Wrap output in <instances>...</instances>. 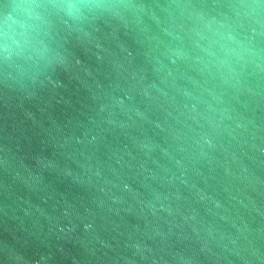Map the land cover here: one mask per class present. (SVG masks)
Instances as JSON below:
<instances>
[{
    "label": "water",
    "instance_id": "1",
    "mask_svg": "<svg viewBox=\"0 0 264 264\" xmlns=\"http://www.w3.org/2000/svg\"><path fill=\"white\" fill-rule=\"evenodd\" d=\"M118 2L0 70V264H264V3Z\"/></svg>",
    "mask_w": 264,
    "mask_h": 264
},
{
    "label": "clouds",
    "instance_id": "2",
    "mask_svg": "<svg viewBox=\"0 0 264 264\" xmlns=\"http://www.w3.org/2000/svg\"><path fill=\"white\" fill-rule=\"evenodd\" d=\"M244 7L255 11L253 5ZM119 10L118 0H8L0 13V70L25 75L33 67L55 61L56 54L48 43L52 17L79 25L90 16ZM214 24L210 21L205 27L212 32ZM223 27L218 26L215 34L227 44L237 45L229 49L231 54H241L244 46L231 33L219 32Z\"/></svg>",
    "mask_w": 264,
    "mask_h": 264
}]
</instances>
